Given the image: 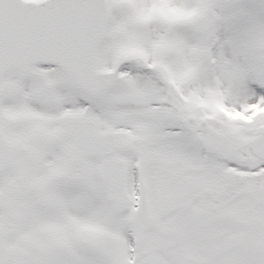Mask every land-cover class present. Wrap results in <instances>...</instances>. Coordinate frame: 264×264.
Returning a JSON list of instances; mask_svg holds the SVG:
<instances>
[{"label": "snow or ice", "instance_id": "snow-or-ice-1", "mask_svg": "<svg viewBox=\"0 0 264 264\" xmlns=\"http://www.w3.org/2000/svg\"><path fill=\"white\" fill-rule=\"evenodd\" d=\"M0 264H264V0H0Z\"/></svg>", "mask_w": 264, "mask_h": 264}]
</instances>
